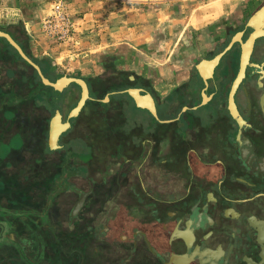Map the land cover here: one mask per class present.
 Here are the masks:
<instances>
[{
	"label": "flooded vegetation",
	"instance_id": "obj_1",
	"mask_svg": "<svg viewBox=\"0 0 264 264\" xmlns=\"http://www.w3.org/2000/svg\"><path fill=\"white\" fill-rule=\"evenodd\" d=\"M263 5L254 0L243 19L225 17L213 25L209 46L191 59L188 81L169 100L154 96L155 125L126 96L113 100L119 116L140 114L138 125L117 126L127 131L118 133L110 151L106 204L86 206L89 196L103 193L88 183L82 206L69 212L78 264H264V26L259 30L257 16L249 22ZM0 29L50 79L49 59H33L20 32ZM11 47L0 36V66L7 65L0 92L10 90L25 114L35 110L34 132L48 131L56 111L65 121L66 95L42 86ZM216 55L215 63L206 62ZM202 60L211 66L207 73L197 66ZM72 127L70 121L62 134ZM65 153L56 164L73 162L71 151ZM83 162L75 161L78 172Z\"/></svg>",
	"mask_w": 264,
	"mask_h": 264
},
{
	"label": "crops",
	"instance_id": "obj_2",
	"mask_svg": "<svg viewBox=\"0 0 264 264\" xmlns=\"http://www.w3.org/2000/svg\"><path fill=\"white\" fill-rule=\"evenodd\" d=\"M158 1L162 2L163 0H66L67 6L73 12L72 14L76 17L80 16L79 22L81 21V23H83V28L86 29L92 27L94 28V30H97L96 34H99L101 33L100 31L101 28L106 27L105 38L108 40V42H110V44L113 47V50L123 51L124 53L118 56L117 59L119 60L117 62H116V56L115 58H113L112 56H108L110 60H108L107 62L111 63L112 66L109 67L106 64H104V66H101V69L97 73H94L92 77H85L83 75H69L66 73L57 75V71H55V69L52 66L50 67L48 72L50 81H55L57 78H59L62 75L80 77L86 81L89 88V96H90V98L86 100L79 114L77 116L68 119L69 111L76 105L80 97L81 88L76 83H70L69 85H67L62 89L66 95V108L69 101H72L71 88L75 87L76 89H78L79 93L77 99L74 100L75 102L70 107L68 112L67 109L65 108V121L68 120L69 123L70 121H72L73 127L70 130H68L65 134H62L64 131L60 134L57 140V144H58L57 148H52L49 145V140H48L49 127H48V131H45L43 133H36L33 131L34 129H36L35 124L32 121L37 114L35 110L30 109L27 111V114H25L26 109L23 108H21L20 110L17 109L18 111H15L16 109L15 101L13 99L14 97L11 91L3 90L2 93L0 92V143H1L0 150L2 152L8 153L10 156L9 158L6 157L7 160H3L0 162V235L2 234L1 231L3 230L2 225H7L12 227L14 224V226L16 227L14 228V230H17L18 226H21L23 228L26 226V228L31 231L42 229V231H44L43 232L44 234H46V232L50 233V235L54 238V241L58 243V246L60 248L59 253L62 252L64 254L67 253L66 251V246H68L66 243L67 236L70 237L73 236V238L75 237L74 228L67 227L66 224L67 220L63 222L60 221L58 225L55 226L54 222L50 220L47 221L44 219V217L42 218L39 216L41 214H45L48 212L49 207L45 205L37 207V210L35 209L34 206L32 207L27 206L26 208L28 209V211H26L24 215L19 216L17 214L16 216L13 217L11 212L7 213L8 216L5 215L7 212L6 209H8L9 207L10 209H12V207H14L13 206L14 203L18 201L17 198L13 201L12 190L10 189L9 186L10 184L14 186L15 182L18 179H16L15 174L13 173H8L7 175L6 174L3 175L5 169L2 170L1 166L8 167L10 165H13L14 162H11V160H13L11 156L14 155L15 151H17L18 149L30 148L29 144L23 142L22 135L24 134L37 135V137L32 136L33 143L40 142V138L42 137L41 135H44L43 150L45 149L46 151L55 154L53 157H49V156L44 157V164H47L48 161L50 162L53 161V164L55 165H62L63 163L66 165H75L76 164L75 161L81 163V160H83L84 161L82 164L83 169L79 172L76 170L79 173V175L81 174L82 179L87 183H91V184L103 183L108 179L107 175L109 173L107 169L110 166V164H112V154L110 152L111 148L113 149L114 147H117L115 145L116 143L115 141H117L118 139L117 138V136L119 135L118 133L119 132L123 133L127 131L126 129H122V128L120 130L118 129L117 126L124 127V126L138 125V120L140 115L137 114L134 115V117H130V118L129 116L125 118L122 117L121 115L119 116V113L118 114L115 113L116 110H114L112 104L113 100L117 99L118 96L122 94L123 96H126L128 98L129 104L134 106L135 104L134 100L126 91L128 88L131 87H137L145 92H149L153 96V99L155 96L160 99L165 98L169 100L170 98H168V95L172 93L175 87H179L180 85L188 81L189 70L191 68L190 66L191 59H193L194 57V54L190 51L184 54L183 59L177 58L172 62H168L164 60L163 62L158 63L155 60L154 63V62H146L142 60L141 57L142 53L146 51L144 50L143 47L145 44H147V42H149V41L146 42V40L143 41V38L147 36L146 24L148 22V17H153V16L158 17L156 7L162 6V3L158 5L155 3ZM167 1L171 2L169 5L177 4L178 2L176 0H167ZM164 3L165 2H163V5ZM148 6L154 7L153 11L143 12L142 10L144 8L148 9L147 8ZM228 13L233 14L232 11ZM162 15H164V13ZM227 15L224 16L227 17ZM23 22H24V28H26L27 30V34H31L30 31L31 30L36 31L37 30L36 28H38L39 26L38 24H36L39 22V16L37 15V13H35L29 16ZM210 25H212V23ZM206 27L209 28L211 26L196 27V29L194 30L195 32L197 30H199L201 33L203 32V34L200 37L207 39L210 38L213 31H210ZM0 28L13 30L16 34H19L20 32L21 37L23 36L24 39V29H20L19 27L13 25H3L0 26ZM9 46L11 47L10 44ZM27 49L30 53V56L33 59L41 58L36 56V54H34V51L30 47L27 46ZM198 52L200 53V51ZM16 56L14 57V59L22 58L20 54H19L20 57H18V55ZM6 66L7 65L0 66V71L3 72L7 70ZM31 67L35 69L33 66ZM123 73L124 74L127 73L126 77H124ZM11 74H12L11 72H8L6 77L11 76ZM111 76L113 77L116 76L119 82L114 85L107 84L106 87H102V84L99 82L102 80H107ZM41 85L49 86L44 84L42 81H41ZM50 90L52 93L61 91L54 89L52 86H50ZM115 90H118L119 93L112 92ZM28 93H32V92L27 91L25 94ZM111 95L113 96L111 97ZM109 97H111L110 101H109ZM135 106L136 109H138V111L147 110L152 118V119L147 118V123L151 126L155 125L156 111L155 114H153L145 107H139L136 104ZM9 107L13 111L10 110ZM183 109H185V107H183ZM8 111L10 112V115L5 116L4 113L5 112L7 113ZM52 113H53V109H51V113H49L47 119L50 117V115H52ZM52 117L53 116H51V119ZM22 119H24L23 120L24 123L23 122L18 123V121ZM60 120L64 122L62 118H60ZM50 121H49V125H50ZM10 130L13 131L11 132ZM7 134L10 135L8 136ZM3 139L5 140L3 141ZM124 140H128V139H124ZM66 148L67 151H71V153H69L70 154L69 157L73 159V162L66 163V161L63 160L58 164H56L55 160L61 159L63 157L67 158V153H65ZM1 157L2 156L0 155V159ZM89 158H91L89 162L85 161V159H89ZM118 159H121V157H118ZM96 166H101L102 168H99L98 170L92 168ZM6 189L8 192V196L3 195L4 192L3 190ZM15 190L17 193H19L18 189ZM83 193H85L86 196V192L84 191ZM4 197H6V200H8L7 202L3 200ZM74 206L70 210L71 216L74 215L72 214V210ZM63 227L66 228L63 229ZM59 230L64 236L62 250H61V239L59 235ZM14 233L15 234H13V228H10V233L4 234L5 238H0V264H18L16 259L18 257L15 258L14 256L18 255L17 249L20 246L16 238L17 231H14ZM29 246H30V250H27L28 255H26L27 256L25 261L26 264H36V263L38 264L40 260L42 264L43 263L51 264L52 263L51 255L55 254V252L58 257L61 255L58 254V250L57 251L53 250L52 252V248L49 247L46 248L45 246L48 245L45 244L43 246L45 247L43 248L44 256H42V259H39L37 257H34L35 255L37 256V254L33 252V249L31 250V248L35 246L33 241L30 243ZM14 250H15V254L13 253ZM6 252H8L9 254H5Z\"/></svg>",
	"mask_w": 264,
	"mask_h": 264
},
{
	"label": "rangeland",
	"instance_id": "obj_3",
	"mask_svg": "<svg viewBox=\"0 0 264 264\" xmlns=\"http://www.w3.org/2000/svg\"><path fill=\"white\" fill-rule=\"evenodd\" d=\"M57 1L59 0H0V26L13 25L24 29V39L27 46L34 51L36 56L47 57L51 66L57 71V75L66 73L69 75L92 77L104 64L109 67L112 66L111 63L107 62L110 60L108 56H112L113 58L116 56V62L119 60L117 59L118 56L124 52L113 50L112 45L105 38L106 27H102L100 30L101 33L99 34H96L97 30H94L92 27L86 28L87 30L83 28V23L81 21L79 22L80 16L76 17L72 14L73 12L67 6L66 0L60 1H63L65 5L64 10L70 19L68 33L60 39L54 33H48L43 27V22L49 15H52L54 3ZM176 1H178L177 4L173 5H169L171 2L167 0L155 2L157 5L162 3V6L156 7L158 17H148L146 24L147 36L143 38V41L146 40V42H149L143 47L146 51L142 53V60L154 63L155 60L158 63L164 60L172 62L177 58L183 59L184 54L188 51L194 54L193 58H197V56L201 57L204 47L209 46L210 38L212 39L213 36L204 39L200 37L203 32L201 33L199 30L195 32L194 29L196 27L211 26L206 28L212 31L216 21L221 19V17L225 19L224 15L227 14V17H246L253 8L252 1L254 0H227L226 3L224 0ZM256 1L260 2L262 0ZM163 2H165L164 5ZM147 8H144L142 11L152 12L154 9L152 6H148ZM230 11L233 14H229L228 12ZM35 13L39 16V22L36 23L39 26L36 28V31L31 30V34H27L23 21ZM163 13L164 15H162ZM211 23L212 25H210ZM123 75L126 77L127 73H123ZM118 82L116 76H111L107 80H102L99 83L102 84V87H106L107 84L114 85ZM71 89L72 101H69L67 104V112L75 102L74 100L77 99L79 93L75 87ZM9 109L12 110L10 107ZM17 109L20 110L21 108H16L15 111H18ZM4 115L9 116L10 112H5ZM7 135L9 136L10 134ZM32 136L37 137V135L33 134L22 135L23 142L29 144L30 148L18 149L19 151H15L14 155L11 156L13 158L11 162H14V164L8 167L1 166L2 170L5 169L3 175L13 173L16 179H18L15 185L13 184L14 186L12 184L9 185L12 190L13 201L16 198L18 201L14 203L12 209L10 207L6 209L7 212L5 215L8 216L7 213L11 212L13 217L17 214L20 216L28 211L27 206H34L37 210V207L45 205L49 207L48 211L50 214L45 213L39 216L44 217L47 221L54 222L56 226L60 221L67 220L71 208L78 199V193L87 191L90 186L80 179L75 165H66L64 163L62 165H55L53 161H48L47 164H44V157H53L55 154L45 149L43 150L44 135H41L39 144L36 142V144L33 143ZM0 155L2 156L0 162L10 157L8 153L2 152L1 150ZM92 168L98 170L102 167L96 166ZM17 185L19 187L20 185H24L22 186L23 189L21 190ZM94 185L95 190L102 191L103 193H97L96 198L93 195L89 196V201L86 206H96L97 202L101 200H103L102 204H106V198L102 197L107 195L106 190L109 188L108 182L104 181L103 183H95ZM15 189H20L18 191L19 193ZM3 191V195L8 196L7 189ZM23 195L26 196L23 197ZM3 200L5 202L8 201L6 197ZM2 228L0 238H5L4 234L10 233V228H13V234H15L14 231H17V237L14 236L17 238L20 247L17 249L18 255L14 257H18L16 258L18 264H26L27 250H30L29 245L32 241L35 246L31 250L33 249V252L37 254L34 257L42 259V256H44L43 248L49 247L52 248V252L53 250H58V254H61L58 257L54 251L55 254L51 255V264H78L73 258L77 247L73 236H67V253L64 254L62 252L59 253L60 248L58 243L54 241L50 233L46 232L44 234L42 229L31 231L26 226L24 228L18 226V229L14 230L16 228L14 224L12 227L2 225ZM59 235L62 250L64 236L60 230ZM45 244L48 246L43 247ZM13 253L15 254V250ZM5 254L9 253L6 252ZM40 261L38 264H42Z\"/></svg>",
	"mask_w": 264,
	"mask_h": 264
},
{
	"label": "water",
	"instance_id": "obj_4",
	"mask_svg": "<svg viewBox=\"0 0 264 264\" xmlns=\"http://www.w3.org/2000/svg\"><path fill=\"white\" fill-rule=\"evenodd\" d=\"M263 10H264V5L255 13V15L253 14L250 17L249 22L252 23V20L254 19V17L256 16L260 17L261 14H264V12H262ZM0 36L5 38L8 41V43L17 50V52L21 55V57L37 70L41 78V81L44 84L52 86L56 90H62L64 87H66L70 83H76L77 85L80 86L81 88L80 97L76 105L69 111L68 119L71 117L77 116L79 112L81 111L82 107L84 106L86 100L90 98L89 88H88L86 81L80 77H74V76H68V75H62L59 78H57L55 81H50L41 72L39 66L25 54V52L22 50L20 45L8 33L0 30ZM251 39L252 37L249 38L244 45H246ZM219 56L220 55H216L212 60L210 61L205 60V61L209 62L210 65H212L213 63L217 61ZM202 61L204 62V60ZM197 66L200 67V64H198ZM126 91L131 96V98L134 100L137 106L145 107L151 113L155 114L156 108L154 104V99L149 92H145L142 89L137 88V87L128 88ZM142 91L143 93H141ZM60 118H61L60 113L56 111L50 121L48 140H49V145L52 148L58 147L57 140L60 134L70 126V123L68 120L62 122ZM84 198H85V193H82L72 210V214H75L79 210V208L83 204Z\"/></svg>",
	"mask_w": 264,
	"mask_h": 264
},
{
	"label": "built area",
	"instance_id": "obj_5",
	"mask_svg": "<svg viewBox=\"0 0 264 264\" xmlns=\"http://www.w3.org/2000/svg\"><path fill=\"white\" fill-rule=\"evenodd\" d=\"M63 1L54 3L52 15L43 22V27L48 33H54L59 39L66 35L69 31L70 19L64 10Z\"/></svg>",
	"mask_w": 264,
	"mask_h": 264
},
{
	"label": "bare ground",
	"instance_id": "obj_6",
	"mask_svg": "<svg viewBox=\"0 0 264 264\" xmlns=\"http://www.w3.org/2000/svg\"><path fill=\"white\" fill-rule=\"evenodd\" d=\"M262 12H264V10ZM257 19H258L259 25H260L259 26V30H261L262 29L261 26H264V14H261L260 17H258ZM200 66H201V69L204 71V73L209 72V70L211 68V66L208 63H205V62L201 63Z\"/></svg>",
	"mask_w": 264,
	"mask_h": 264
},
{
	"label": "trees",
	"instance_id": "obj_7",
	"mask_svg": "<svg viewBox=\"0 0 264 264\" xmlns=\"http://www.w3.org/2000/svg\"><path fill=\"white\" fill-rule=\"evenodd\" d=\"M22 186H24V185H20V187L17 185V187L20 188L21 190L23 189ZM20 189H18V190H20ZM25 196H26V195H24L23 197H25Z\"/></svg>",
	"mask_w": 264,
	"mask_h": 264
},
{
	"label": "clouds",
	"instance_id": "obj_8",
	"mask_svg": "<svg viewBox=\"0 0 264 264\" xmlns=\"http://www.w3.org/2000/svg\"><path fill=\"white\" fill-rule=\"evenodd\" d=\"M224 2L226 3V2H227V0H224Z\"/></svg>",
	"mask_w": 264,
	"mask_h": 264
}]
</instances>
